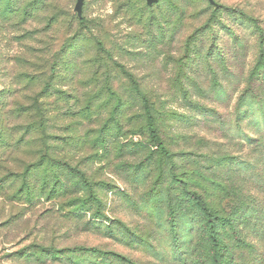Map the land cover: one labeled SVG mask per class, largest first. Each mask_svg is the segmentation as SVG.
Instances as JSON below:
<instances>
[{
  "label": "rangeland",
  "instance_id": "1",
  "mask_svg": "<svg viewBox=\"0 0 264 264\" xmlns=\"http://www.w3.org/2000/svg\"><path fill=\"white\" fill-rule=\"evenodd\" d=\"M215 1L0 0V264H264V0Z\"/></svg>",
  "mask_w": 264,
  "mask_h": 264
},
{
  "label": "trees",
  "instance_id": "2",
  "mask_svg": "<svg viewBox=\"0 0 264 264\" xmlns=\"http://www.w3.org/2000/svg\"><path fill=\"white\" fill-rule=\"evenodd\" d=\"M146 2H147V0H146ZM158 2H156L154 4H157ZM84 3H85V0H84ZM154 4H152V5H154ZM152 5H148V6H152ZM83 9H84V5H83ZM78 16H79V14H78ZM79 17L82 18L83 17V13H82V16H79ZM141 94H142V100H143V106H144V110H145V115L147 117V129H148L149 137H150L151 141L154 143V145L157 148V150L161 154H163L164 156H167V157H169V156L171 157V153L168 150L167 146L165 145V142H164V140H163V138H162V136H161V134H160V132L158 130L157 119H156V116L154 114L153 107H152L149 99L146 97V95H144V93H141ZM46 148H47V154H48V157H49L50 151H51V147L46 145ZM44 158H46V157H44V156L41 157V159H44ZM33 166L34 167H31V170L33 168L37 169L39 164L37 163V164H34ZM31 170H29V171H31ZM78 171L82 172V170L81 171L78 170ZM24 176L25 177L28 176V171L25 172ZM182 182H184V181H182ZM183 184H185V183H183ZM191 194H192L195 202L200 206V208L204 211V213L209 217L208 225H209L210 239H211V242H212L213 246L217 247L218 244H219L218 230H217V224L214 221V219L217 217V215L214 214L213 208L209 206V204L206 202V200L199 193L193 192ZM94 250L97 251L98 249L95 248Z\"/></svg>",
  "mask_w": 264,
  "mask_h": 264
},
{
  "label": "water",
  "instance_id": "3",
  "mask_svg": "<svg viewBox=\"0 0 264 264\" xmlns=\"http://www.w3.org/2000/svg\"><path fill=\"white\" fill-rule=\"evenodd\" d=\"M159 0H147L148 5H152ZM210 3L217 5V2L215 0H209ZM83 5H84V0H77V3L75 5V10L78 12L79 16H82L83 13Z\"/></svg>",
  "mask_w": 264,
  "mask_h": 264
}]
</instances>
